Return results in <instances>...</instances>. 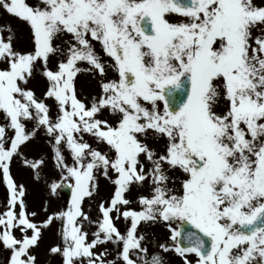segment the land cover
Listing matches in <instances>:
<instances>
[{
	"label": "snow or ice",
	"instance_id": "1",
	"mask_svg": "<svg viewBox=\"0 0 264 264\" xmlns=\"http://www.w3.org/2000/svg\"><path fill=\"white\" fill-rule=\"evenodd\" d=\"M0 9V264H264V0Z\"/></svg>",
	"mask_w": 264,
	"mask_h": 264
},
{
	"label": "rangeland",
	"instance_id": "2",
	"mask_svg": "<svg viewBox=\"0 0 264 264\" xmlns=\"http://www.w3.org/2000/svg\"><path fill=\"white\" fill-rule=\"evenodd\" d=\"M4 22H10L13 24V26H17L19 24V21L15 20L14 18L8 16L2 9H0V23H4ZM80 85L85 89V91H91L92 90V86H91V83L88 79V77L85 75V76H81L80 77ZM43 89V81L40 82V87L37 89L38 91V94H40V91ZM13 171L16 172L17 169L16 167L14 166L13 168ZM23 173L29 175L28 172L26 171H21L19 174H18V178H21V179H25L23 177ZM27 180V179H25ZM39 189L41 190V192H45V195H46V190L43 188V186H39ZM111 187L108 185V183L106 181H101V195L102 196H109L110 192H111ZM2 191L0 189V198H2ZM44 195V196H45ZM44 196H42L40 198V200H36V202L34 203L33 199L31 198V196H29V202L30 204L33 206V207H36L38 208L42 201H43V198ZM52 203V206L53 207H62L65 205L66 203V199L63 197V195L61 194V191L59 192V195L57 198H54L52 199L51 201ZM93 207H95V205H93ZM155 231L157 233H161V232H164L165 230L163 229V227H157L155 229ZM57 232H58V226L57 227H53L51 228L45 235H46V238H45V246L42 247L39 251L41 253V256H40V259L42 261V264H61V261L58 257H51V256H48L46 255V246L47 245H52V244H55V243H58L59 242V238H58V235H57ZM8 256V253L6 251H3V257H7ZM173 261H174V264H179L180 261H179V258L178 257H173Z\"/></svg>",
	"mask_w": 264,
	"mask_h": 264
},
{
	"label": "bare ground",
	"instance_id": "3",
	"mask_svg": "<svg viewBox=\"0 0 264 264\" xmlns=\"http://www.w3.org/2000/svg\"><path fill=\"white\" fill-rule=\"evenodd\" d=\"M22 175H23V177H24L25 179L28 178V175H27V174L23 173ZM0 189H1L2 193H4L5 189H4V187H3L2 185H0ZM44 195H45V192H44V191L41 192V190L39 189V187L34 188V189L31 191V194H30V196H31V198L33 199L34 203L36 202V200H40V198H41L42 196H44ZM179 264H180V263H179Z\"/></svg>",
	"mask_w": 264,
	"mask_h": 264
},
{
	"label": "water",
	"instance_id": "4",
	"mask_svg": "<svg viewBox=\"0 0 264 264\" xmlns=\"http://www.w3.org/2000/svg\"><path fill=\"white\" fill-rule=\"evenodd\" d=\"M63 191V193L66 195V197L67 198H69L70 197V193L68 192V190L67 189H65V190H62Z\"/></svg>",
	"mask_w": 264,
	"mask_h": 264
}]
</instances>
